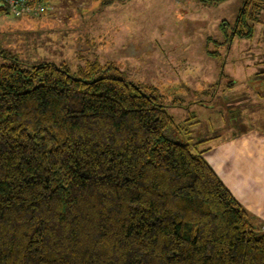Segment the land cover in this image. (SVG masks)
<instances>
[{"label":"trees","instance_id":"obj_1","mask_svg":"<svg viewBox=\"0 0 264 264\" xmlns=\"http://www.w3.org/2000/svg\"><path fill=\"white\" fill-rule=\"evenodd\" d=\"M263 11L244 0L226 41L252 38ZM118 71L0 65V264H264L263 224L209 148L173 139L158 89Z\"/></svg>","mask_w":264,"mask_h":264},{"label":"rangeland","instance_id":"obj_2","mask_svg":"<svg viewBox=\"0 0 264 264\" xmlns=\"http://www.w3.org/2000/svg\"><path fill=\"white\" fill-rule=\"evenodd\" d=\"M48 1L39 15L0 12V65L51 61L76 71L95 59L113 63L127 79L158 89L175 119L169 135L195 154L225 144L230 133H264V11L253 37L231 45L225 33L244 0Z\"/></svg>","mask_w":264,"mask_h":264},{"label":"crops","instance_id":"obj_3","mask_svg":"<svg viewBox=\"0 0 264 264\" xmlns=\"http://www.w3.org/2000/svg\"><path fill=\"white\" fill-rule=\"evenodd\" d=\"M207 148L205 159L213 168L209 157L212 160L217 157L219 163L222 159L224 166L215 163L221 171L214 170L260 227L264 224V133L259 129L230 133L225 144Z\"/></svg>","mask_w":264,"mask_h":264},{"label":"built area","instance_id":"obj_4","mask_svg":"<svg viewBox=\"0 0 264 264\" xmlns=\"http://www.w3.org/2000/svg\"><path fill=\"white\" fill-rule=\"evenodd\" d=\"M0 2L15 15H21L24 12L39 15L49 10V4H45L44 0H0Z\"/></svg>","mask_w":264,"mask_h":264}]
</instances>
